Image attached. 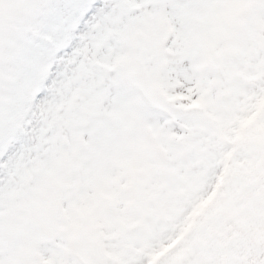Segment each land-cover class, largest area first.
I'll use <instances>...</instances> for the list:
<instances>
[{"label": "snow or ice", "instance_id": "snow-or-ice-1", "mask_svg": "<svg viewBox=\"0 0 264 264\" xmlns=\"http://www.w3.org/2000/svg\"><path fill=\"white\" fill-rule=\"evenodd\" d=\"M0 264H264V0H0Z\"/></svg>", "mask_w": 264, "mask_h": 264}]
</instances>
